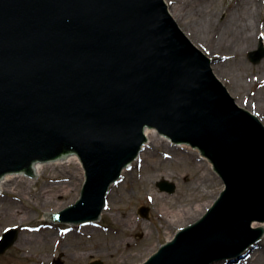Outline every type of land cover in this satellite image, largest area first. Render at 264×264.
Returning <instances> with one entry per match:
<instances>
[{
    "label": "water",
    "instance_id": "95a60500",
    "mask_svg": "<svg viewBox=\"0 0 264 264\" xmlns=\"http://www.w3.org/2000/svg\"><path fill=\"white\" fill-rule=\"evenodd\" d=\"M250 58L258 64L264 48ZM212 64L164 0H0V181L33 180L9 174L36 177L37 163L77 155L86 175L80 199L46 217L101 224L112 184L153 130L198 149L225 187L203 217L142 264H227L257 253L264 125L236 103ZM17 233L10 230L0 252Z\"/></svg>",
    "mask_w": 264,
    "mask_h": 264
},
{
    "label": "rangeland",
    "instance_id": "374dc122",
    "mask_svg": "<svg viewBox=\"0 0 264 264\" xmlns=\"http://www.w3.org/2000/svg\"><path fill=\"white\" fill-rule=\"evenodd\" d=\"M240 0H168L167 2L172 7L174 5L181 6L186 23H178L179 27L184 33L197 32V36L203 37L207 44H203L196 39V35L191 41L203 52L205 55L214 60V65L221 66V76L223 83L232 97L243 103V107L251 111L255 106L264 109V103L260 102V93L264 89V63L262 60L258 64H253L249 59L251 52L259 49V42L263 40L264 36V22L258 24V34L255 37L257 46L243 54L239 46L226 47L227 45L220 44V36L223 32L222 14L227 15L233 6H238ZM206 2H211L210 7L207 8ZM257 3L261 6V11L264 17V0H258ZM237 9V8H235ZM217 12V16L213 18L214 28L208 27L206 24L211 21L212 14ZM204 21V22H203ZM256 18L254 20V23ZM218 27L220 29L219 37L215 34L212 38L214 30ZM214 45L215 50L219 51L211 55L210 50L206 45ZM208 45V46H209ZM245 84V85H244ZM238 85H242V88ZM251 105V106H250ZM252 108V109H251ZM251 109V110H250ZM259 113V111H258ZM264 122V113L259 114ZM260 119V120H261ZM157 150L161 153H166L162 156L163 164L160 170L155 172L150 167L141 163L144 154H140L139 160L135 161L132 170L126 171L121 177V184L114 185L110 190V209H105L103 212L101 224H96L98 233L94 236L75 237L73 233L67 232L71 229L70 224H51L47 221L45 214L44 199L41 197L45 190H60L63 184H76L74 191L70 196L63 199L55 200L59 204H65L62 212L67 207L75 204L80 198V193L83 188L85 177L81 179L80 170L74 160L70 163L63 164H47L45 170L37 180L29 182H17L16 185H11L8 190L13 193H6L0 198V238L9 228H16L17 241L12 244L7 250L0 252V264H34L41 257L46 258L49 264H74L73 261L67 258L66 253H71L72 248L81 243L84 251L92 249L97 243H109L114 233L121 230L125 235L121 239H128L133 246L130 248H122L120 251L123 255H128L133 252L125 264H141L146 261L151 255L157 252L161 245L167 242L166 227L164 221L156 212L157 204L152 199V192L147 188H152L156 193L168 197L167 201L173 202L177 207L183 205L193 204L194 208L207 205L205 211L194 222L201 218L219 194L224 189L222 180L214 173L215 179L212 183H205L201 181L200 177L207 170L205 161L199 157L197 152H193L191 148H179L178 146L169 144L164 140L158 141ZM190 150H189V149ZM157 155V154H155ZM83 169V168H82ZM168 172L173 174L165 181L171 182L175 185L174 193L162 191L158 187V183L163 181L162 177H157L159 173ZM84 174V171H83ZM81 179V181H80ZM66 182V183H65ZM146 186V191L142 190ZM201 187L202 192L207 193L200 197L195 193L196 188ZM50 187V188H49ZM70 188V187H69ZM2 199V200H1ZM188 199V200H187ZM48 200H52L48 198ZM69 200H74L70 201ZM148 208L147 216L141 214V210ZM17 213V211H19ZM17 213V214H15ZM26 213V214H23ZM56 213V212H50ZM128 213H131L138 219V224L132 230H127L117 223V218H120ZM20 214V215H18ZM17 215V217L15 216ZM29 215L33 217L32 220H24L22 216ZM14 218L11 220V217ZM16 220V221H15ZM13 221V222H12ZM192 222V223H194ZM190 223V224H192ZM188 224V225H190ZM188 225H184L187 227ZM33 227V228H32ZM181 228V227H180ZM29 229H37V232L45 235L49 234V245L46 248L37 249L34 246L25 245L19 241L18 238H23L24 234L29 233ZM178 230V229H177ZM174 231V236L177 232ZM113 233V235L110 233ZM109 235V236H108ZM154 245V250L148 253V249ZM64 247V253L62 248ZM71 248V250H70ZM119 253V252H118ZM28 255V256H25ZM46 256V257H45ZM259 257L256 264H264V239L260 245L259 251L244 258L235 260L229 264H251L254 258ZM111 264L104 256L90 257L85 262L78 264Z\"/></svg>",
    "mask_w": 264,
    "mask_h": 264
},
{
    "label": "bare ground",
    "instance_id": "6f19581e",
    "mask_svg": "<svg viewBox=\"0 0 264 264\" xmlns=\"http://www.w3.org/2000/svg\"><path fill=\"white\" fill-rule=\"evenodd\" d=\"M164 1L168 5V11L171 14V16L173 17V19L175 20V22L176 23L181 22L183 24L186 23V26H188L189 24H187V21L184 17L185 13L183 12L182 7L176 6V5L171 7L169 5V3L167 2L168 0H164ZM257 1L258 0H240L239 3H241V4H239L238 6L232 5V7H231L232 9H230V11L228 12L227 15H225V14L221 15V18L223 20L222 27L220 28L223 31L221 33V36H220L221 38L219 37L220 29L218 27H216V29L214 30V32L212 34V38L215 34H217L218 38H220L219 39L220 44L227 45L226 47H228V48L231 46H235V45L239 46V48H242L241 54L248 51V49L256 47L257 42H256L255 37L259 33L258 29L260 26L258 23L264 22V17L261 16V14L263 15V12L261 11L262 10L260 8L261 6L257 3ZM210 4L212 5L211 2H206L207 8L210 7ZM235 8H237V9H235ZM217 14H218L217 12H214L212 14L213 17L211 18V21L210 20L205 21V22H207L206 25L208 27H210L211 29L214 28V26H215L212 20L214 17L217 16ZM255 18H256V21L254 23ZM196 33L197 32L191 31V33H187V34L185 33V35L191 40L192 38H194L195 35L197 36ZM262 38L264 39V36H262ZM196 39L203 44H207L206 42H204V40L205 41H207V40L204 39L203 37H200L199 35L196 37ZM208 45H206V46L210 49L208 52L211 55L219 52V51L215 50V48L213 47L214 45H209V46ZM263 45H264V42H263ZM207 57H209V56H207ZM209 58H211V57H209ZM213 62H214V60H213ZM214 64L215 63L212 64V70H213L215 76L218 78V80L224 85V83L222 82L223 79L221 76V71L223 68H220L221 66H217ZM261 64L264 65V63H261ZM238 86L242 88V85H238ZM259 97L261 98L259 101L264 103V89H263V92L260 93ZM237 103H238V105H240L239 102H237ZM240 106L243 107V103H241ZM245 109H247V107ZM254 110L257 113H254L253 109L250 112L251 113L253 112V114L255 116H257L258 119L260 120L261 116L259 114L260 113L263 114L264 109H262L259 106H255ZM258 111H259V113H258ZM260 122L264 125V122L262 119L260 120ZM145 134H146V137H147L149 144H146L142 150V152L144 151L143 152L144 157L141 159V163H143L147 167H150L152 170L157 172L160 170V167L163 164L162 156L166 155V153H161L160 151L157 150V147H158L157 144H159L158 141L164 140L165 142H167L169 144H170V142L168 140L164 139L163 137H160L157 134V132H155L153 130H146ZM178 147L179 148H186V146H178ZM142 152H141V154H142ZM155 154H157V155H155ZM201 159L205 161V164L207 166V170L204 171V173L201 175L200 179H201V181H204L207 184L212 183L213 180L215 179V175H214L213 170H212V165L208 161H206V159H204V158H201ZM72 160H74L76 162V164L80 170V173H81V179H83L84 178L83 169H82L81 162L78 158L69 157L65 161H56V162H54V164H59V163L63 164V162H64V164L66 162L70 163V162H72ZM47 164H51V163H37L36 164L37 176H40L42 174V172L45 170V166ZM123 174H127V172L125 171ZM171 176H173V174L170 175V173H168V172L159 173L157 175V177H162V179H164V180L169 179V177H171ZM81 179H80V181H81ZM26 181H27V183H29V182L32 183V180L22 179V178H14V177H7L5 183L0 181L1 196L6 194V193L10 194V193L14 192L12 190H8V188H10L11 185H16L17 182H26ZM63 185H65V186H63L60 190L55 191L52 189L51 190L48 189V190H45L41 194L42 195L41 197L45 201V203H44L45 210L48 213L49 212L58 213L64 207L65 204H59L55 200L63 199L67 196H70L74 191H77V189L74 188L76 186V184L70 185V184L66 183ZM142 190L146 191V186ZM147 190L152 192V194H150V195H152V199H153L154 203L157 204L156 212H158L159 217H161L164 221V225L166 227L167 242H170L173 240L175 230L179 229L180 227L184 228V225H188V224L194 222V220H196L198 217H200L201 214L205 211V209L207 208V205H209V204H205L204 206H199L196 208H194L193 204L190 205V207L188 205H183L182 207H177L175 203L167 201L168 197L156 193L152 188H147ZM195 193H197V196L199 195L200 197H202L206 194L208 195L210 192L207 191V193H204V192H202L201 187L197 186ZM48 198H50L52 200H48ZM70 201H74V200H69V202ZM19 212H20V210L17 211V213H19ZM17 213H15V214H17ZM23 214H26V213H23ZM18 215H20V214H18ZM15 216L17 217V215H15ZM29 217L30 218H28L27 215L22 216V218L24 220H26V219L32 220L33 219V217L31 215H29ZM13 218H14V216L11 217V220ZM116 220H117V223L121 227H123L124 229H127V230H132L135 227V225L138 224V219H136L135 216L131 213H128V214H126L120 218H117ZM260 225L261 224H259V223H253L254 228H257ZM67 232L73 233L75 237H79V236L90 237V236L96 235L99 231L97 229L96 224H82L79 226L71 227V229H68ZM110 233H111V231H110ZM111 234L113 235V233H111ZM42 235L43 234H40L39 232H37V229H34V230L29 229V233L24 234L23 238H18V242L19 241L23 242L24 246L29 245V246H34L37 249H40V248L44 249L49 245V242H50L49 239L51 236L49 234H47L43 237ZM124 235H125V233H121V230L117 231L114 233V236L111 238L112 240H110L109 243H97L96 245H94L92 247V249H90L88 251L83 250V248L86 246L82 247L81 246L82 244L78 243L76 248L75 247L72 248L73 250H71V248H70L71 253L67 252L66 256L68 259L73 261L74 264H78L79 262H82V261L85 262L87 259H89L90 257H93V256L94 257L104 256L106 260L111 262V264H125L127 259L130 258V256L133 254V252L132 253L129 252L128 255H123L124 252H121L120 250L122 248L132 247L133 243H131L128 239H124V240L121 239ZM154 249H155L154 245H151V247L148 249V253H151ZM62 250H63V254H65L64 253V247L62 248ZM25 256H28V255L25 254ZM46 258L41 257L34 264H49V261ZM258 259H259V257L254 258V260L252 261L251 264H256Z\"/></svg>",
    "mask_w": 264,
    "mask_h": 264
}]
</instances>
